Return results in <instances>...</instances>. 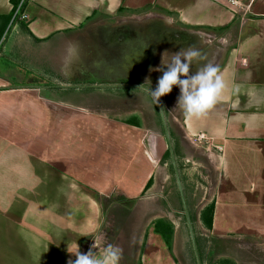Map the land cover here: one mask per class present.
Listing matches in <instances>:
<instances>
[{"label": "crops", "instance_id": "0c3cea01", "mask_svg": "<svg viewBox=\"0 0 264 264\" xmlns=\"http://www.w3.org/2000/svg\"><path fill=\"white\" fill-rule=\"evenodd\" d=\"M23 2L25 17L11 20L12 2L0 0V57L5 60L0 64V264L75 261L69 251L76 244L79 249L77 238L95 233L102 220L91 190L135 202L161 187L169 139L162 140L128 113L64 105L44 93L47 86L32 80L47 66L49 46L78 42L82 26H95L104 18L102 26L114 30L131 23L137 31L147 20L177 23L216 39L219 50L226 51L215 61L225 84L221 99L205 115H184L182 120L183 153H189L184 162L189 164L180 170L188 171L190 187L182 194L178 183L177 198L196 264H236L220 251L229 238L264 240V0ZM144 11L154 18L135 17ZM105 28L101 35L107 40ZM178 155L173 153L172 159L169 152L167 157L175 177ZM82 201L88 210L81 213L74 206ZM211 202L209 229L200 215ZM188 204L200 205V230L218 241L206 245L218 252L216 261L203 253L199 238L196 246L192 240L197 232L190 226ZM183 232L176 223L172 226L168 248L151 228L145 259L144 242L137 264H146L150 250L162 253L165 248L173 264H181L174 251L189 247L180 237Z\"/></svg>", "mask_w": 264, "mask_h": 264}, {"label": "rangeland", "instance_id": "374dc122", "mask_svg": "<svg viewBox=\"0 0 264 264\" xmlns=\"http://www.w3.org/2000/svg\"><path fill=\"white\" fill-rule=\"evenodd\" d=\"M145 12L144 15L138 14L135 17L139 19L154 18L146 15ZM19 18L22 19L21 16ZM105 21L104 18L97 22L95 26H82L78 42H71L56 49L49 46L47 49V66H42L36 77L32 75V80L37 84L42 83V86H47L46 91L43 90V92L51 95L50 97L53 99H58L64 105H78L80 109L87 111L96 113L105 111L107 114L118 116H124L128 113L131 119L138 121L145 129H151V131L158 133L162 140L167 141L165 127L172 152L179 154L175 167L178 169V175L175 177L168 162L169 158L164 157L162 160L166 162L164 166L165 175L160 179L161 187L159 189L155 191L148 190L139 199H136L134 204L122 202L117 197L108 200L111 196L105 197L102 195L106 199L102 198L105 207L102 208L99 204L102 212L99 230L92 235H80L79 238L76 236L74 239L77 238L78 250L81 254L91 250L96 256H99L102 254L103 246L111 244L122 250L119 264H137L143 242H145V245L142 258L145 259V251H148L146 235L151 228L153 230L152 223L157 219L166 218L174 222L173 226L176 223L178 231L179 228H182L184 235L180 237L181 239L182 237L187 239L189 245L185 251H182V248L174 251L177 260L181 264H196L195 256L190 248V236L185 234L186 219L182 215L183 204H180L177 198L178 183L182 188V194L185 192V188L189 190L190 187V181H187L189 179L188 171L183 172L180 170L186 168L185 166L189 164L184 162L186 155L188 156L189 153L184 152V154L183 150L185 148L182 146L184 138L181 123L184 114L178 106L175 107L180 93L179 89L173 86L172 91L161 96L158 103H156L149 89L154 90L156 88L158 78L162 75V72L150 69L162 67V56L163 63L167 64L175 52L187 50V46H190L198 49L205 58L203 61L194 62L191 71L195 73L197 68L209 61L216 65L215 61H219L226 51L219 50L221 45L217 43L216 39H206L204 35L191 32L192 29L180 26L177 23L176 25L171 23L169 26H163L161 23L158 25L154 21L148 22L147 20L143 22V26H137L138 35L141 34L140 30H149L148 26L153 23L156 25L154 30L158 27L157 33L147 34L145 32L143 34L142 32L145 37L143 40H141V37L136 36L138 38L135 39L134 49L129 55L133 58H122L125 60L123 61L110 54L112 47L108 46H111V42H104L105 38L99 33L101 26L106 23ZM111 29L105 28V30H108L107 35L110 38L114 35V27H111ZM144 39L148 41L146 42ZM98 47L101 48L98 49ZM4 61L0 57V64ZM42 61H44V57ZM18 69V67L15 68V70ZM120 80L137 83L138 87L124 89L101 87L100 85V83H114ZM98 86L100 87L98 88ZM194 148L198 152L199 149H202ZM198 152H194V155L197 156ZM183 177L186 179L184 180V183L186 182L184 187ZM156 178L159 179V176ZM91 194L95 197L99 193L91 190ZM98 203L99 201H97ZM87 206V202L82 201L75 204L74 207L82 213V211L88 210ZM198 208H200L199 204H188V214L192 216L190 217V226L193 233L197 232V234L192 235V240L196 246L197 238H199L203 253L208 252L206 254L208 259L212 258V261H216L218 252L209 251L206 245L209 246L218 241L202 234L200 228L203 224L198 218ZM86 216L87 214L84 217ZM93 238H99L101 241L100 247H92ZM224 247L220 251L224 253L225 257L236 261V264H264V240L229 238ZM163 248H165L164 245ZM165 249L162 253L159 250H150L146 264H173L171 255Z\"/></svg>", "mask_w": 264, "mask_h": 264}, {"label": "clouds", "instance_id": "9594fccd", "mask_svg": "<svg viewBox=\"0 0 264 264\" xmlns=\"http://www.w3.org/2000/svg\"><path fill=\"white\" fill-rule=\"evenodd\" d=\"M169 23H171L170 20ZM225 42L221 41V43ZM204 59L200 51L194 48L175 52L167 64L163 63L162 56V67L150 69L162 72L156 88L149 89L156 103L161 96L170 93L173 86H176L180 94L175 107L178 106L182 113L189 118H199L205 115L221 99L225 84L219 74L218 66L210 61L197 68L195 73L191 71L194 62ZM81 235L88 236L90 234L82 233ZM100 245L99 238H93L92 247L98 248ZM69 252L73 253L76 259L75 261L69 260L68 264H119L122 254L119 247L111 244L103 246L102 254L99 256H96L91 250L81 254L77 244L75 250Z\"/></svg>", "mask_w": 264, "mask_h": 264}, {"label": "flooded vegetation", "instance_id": "af4514ba", "mask_svg": "<svg viewBox=\"0 0 264 264\" xmlns=\"http://www.w3.org/2000/svg\"><path fill=\"white\" fill-rule=\"evenodd\" d=\"M130 25H131V23H128V25L125 24L123 26H117L114 30V35L111 38L106 35L107 40L105 39L104 42H106V43L111 42V46H108V47H112L110 54L115 56L116 58H119V59L129 58V57L133 58V56H129V55L131 54L132 49H134V45H135L137 38L141 37V40H143V38H145L143 35L145 32H147V34H154V33H157V30H158V27L156 30H154L156 25L151 24L148 26L149 30L148 29L140 30L141 34L138 35V30L134 31ZM152 26H154V27H152ZM104 28H105V26L104 27L101 26L100 31L102 32L104 30ZM100 31H99V33L101 35ZM142 32H143V34H142ZM136 36H138V37H136ZM144 40L146 42L148 41L147 39H144ZM150 46H151V44H150ZM147 49H149V48H147ZM122 60L125 61L124 59H122ZM100 85H101V87H113V88L118 87V88H124V89L130 88V87H132V88L138 87L137 83L127 82V81H123V80H120L119 82H114V83H106V84L100 83ZM143 86H145V85H143ZM99 87L100 86H98V88Z\"/></svg>", "mask_w": 264, "mask_h": 264}, {"label": "trees", "instance_id": "16d2710c", "mask_svg": "<svg viewBox=\"0 0 264 264\" xmlns=\"http://www.w3.org/2000/svg\"><path fill=\"white\" fill-rule=\"evenodd\" d=\"M10 1L13 4L12 12H11V15H13L14 10L16 9L20 0H10ZM23 8H24V2H22V4L20 5L19 16H17V17H20V14L22 13ZM222 29L223 28H221L220 30H222ZM168 156H169V152H168V150H166L164 157H168ZM149 184H150V179L147 182L146 187H148ZM95 198L97 201H99V204L102 206V208L105 207L104 203L102 201L103 200L102 198L106 199L105 197H103L102 195L96 194ZM117 198H119V200H121L122 202H128L131 204L134 202V199H126V198H123L122 196H117ZM111 199H112V196L110 198H108V200H111ZM213 207H214V203L211 202L209 205H207L202 210L201 215H200L201 219L203 220V223L209 229L211 228V219H212ZM152 225H153L154 232L158 233L163 238V240H164L165 244L168 246V248H170L171 233H172V226L173 225L166 219H157L156 221H154L152 223ZM143 244H144V242H143ZM141 249H142V247H141Z\"/></svg>", "mask_w": 264, "mask_h": 264}, {"label": "built area", "instance_id": "2783aa9c", "mask_svg": "<svg viewBox=\"0 0 264 264\" xmlns=\"http://www.w3.org/2000/svg\"><path fill=\"white\" fill-rule=\"evenodd\" d=\"M23 0H20V2L18 3L16 9L14 10V13H13V16H12V19H15L17 16H19V9H20V5L22 4ZM21 17H25V15H22V13L20 14Z\"/></svg>", "mask_w": 264, "mask_h": 264}, {"label": "water", "instance_id": "95a60500", "mask_svg": "<svg viewBox=\"0 0 264 264\" xmlns=\"http://www.w3.org/2000/svg\"><path fill=\"white\" fill-rule=\"evenodd\" d=\"M159 106H160V105H159ZM160 109H161V106H160ZM160 112H161V116H162V119H163L162 111L160 110ZM162 122H163V121H162ZM164 131H165L166 140H168L169 137H168V135H167V131H166L165 127H164ZM168 148H169L170 156H171V158L173 159V152H172V149H171L170 146H169Z\"/></svg>", "mask_w": 264, "mask_h": 264}]
</instances>
